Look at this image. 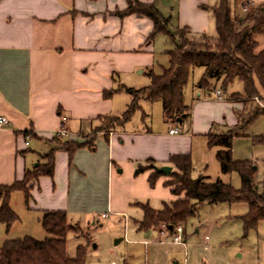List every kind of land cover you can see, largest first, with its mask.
Wrapping results in <instances>:
<instances>
[{
    "label": "crops",
    "instance_id": "1",
    "mask_svg": "<svg viewBox=\"0 0 264 264\" xmlns=\"http://www.w3.org/2000/svg\"><path fill=\"white\" fill-rule=\"evenodd\" d=\"M139 1L155 4L169 19L171 33L187 29L190 37H210L216 28L212 9L219 0H172L169 16L158 5L161 0ZM229 1L238 15L245 13L244 7L264 5V0ZM127 7V0H0V118L9 122L0 127V186L22 181L27 171L45 163L42 157L59 148L55 139L85 145L72 160L56 151L53 177L33 182L28 201L23 195V209L34 216L39 232L44 211H65L70 224L92 220L95 226L106 215L123 218L126 225L129 219L137 232L158 238L159 231H139L141 206L160 211L177 198L165 186L169 176L160 177L152 188L153 170L137 175V168L153 160L155 167L173 171L170 159L176 155L190 156L194 165L195 140L208 147L214 125L235 126V112L244 108L241 101L198 94L186 118L168 122L163 112L161 129L129 128L131 120L123 127L105 128L104 118L122 117L132 102L124 88L150 86L158 38L165 36L149 40L153 22L139 15L119 17ZM155 103L162 104L139 100L136 112L142 121ZM172 129L178 133L171 135ZM60 131L68 136L57 137ZM10 207L16 213L11 201ZM14 231V225L7 230L0 222V249L14 239Z\"/></svg>",
    "mask_w": 264,
    "mask_h": 264
},
{
    "label": "trees",
    "instance_id": "2",
    "mask_svg": "<svg viewBox=\"0 0 264 264\" xmlns=\"http://www.w3.org/2000/svg\"><path fill=\"white\" fill-rule=\"evenodd\" d=\"M128 7L117 15L121 18L139 15L149 18L154 31L149 40L156 35L167 36L174 44L168 50V66L161 75L149 73L151 84L141 90L124 88L132 97V102L120 118H104L105 128L113 129L125 126L139 109V100L150 103L161 101L165 119L178 122L186 118L188 107L185 105V89L196 68H203L204 74L197 87L209 91L213 80H222L223 88H227L238 80L244 84L243 94H232L229 100L244 103L242 112L238 113L237 124L228 127L226 133L211 132L207 135L208 147H217L216 159L224 175L238 174L241 187L233 188L221 180L210 181L209 177H192L193 165L190 156L176 155L170 163L174 170L169 175L170 181L165 183L177 199L163 210L156 211L149 206H141L144 217L137 222L139 231L149 232L165 227L174 233V228L183 227L189 219L197 215L198 208L203 204L220 205L245 203L247 213L242 217L246 233L257 230L259 223L264 221V195L259 193L255 184L256 169L250 161H238L233 157L236 130L258 120L264 114V48L260 47L258 37H264V5L260 7H244L243 15L235 14L229 0H219L213 7L217 37L202 36L193 38L187 29H179L175 33L169 31V19L162 16L155 4H144L139 0H127ZM55 139L59 148L50 151L42 158L45 163L39 164L32 171H27L20 182L11 186H0V222L9 230L18 220V216L10 207V199L14 192H21L26 201L30 198L29 184L41 177H53L55 170V153L64 151L70 160L84 144L74 141L62 143ZM255 144L264 145V136L256 137ZM147 166H139L137 175L149 170V184L153 188L157 180L164 176L155 170L153 160ZM41 227L49 237L38 241L32 237L6 241L0 249V264H86L87 250L85 246L77 249L75 258L67 252L66 236L75 230L65 211H44ZM170 227L173 229L170 230Z\"/></svg>",
    "mask_w": 264,
    "mask_h": 264
},
{
    "label": "rangeland",
    "instance_id": "3",
    "mask_svg": "<svg viewBox=\"0 0 264 264\" xmlns=\"http://www.w3.org/2000/svg\"><path fill=\"white\" fill-rule=\"evenodd\" d=\"M158 5L164 14L167 13L169 16L174 3L172 0H161ZM210 37H217L215 26ZM158 39L161 40L157 44L160 46L155 71L157 75L162 71L161 66H165L168 61L166 51L173 48L168 37L161 36ZM257 39L260 47L264 48V37ZM203 74V68L194 69L185 89L188 113L192 111L191 104L194 100L201 96L205 98L210 94L214 98L215 94L220 92L222 99L227 101L232 94L244 93V84L238 80L227 88H223L222 80H213L210 90L202 91L197 87V83ZM198 94L201 96L198 97ZM123 95L128 96L125 92ZM141 105L145 107L144 104ZM148 107L149 117L142 121L141 113L136 112L128 124L129 128L164 127L162 104L155 103ZM126 110L127 107L124 112ZM237 116L238 112H235V117ZM227 129L228 127L214 125L213 132L222 134L226 133ZM235 134L241 137L234 138L233 157L238 161L253 163L256 169V187L259 193L264 195V145L254 142L256 137L264 136V114L243 129L236 130ZM217 151V147L208 148L199 140H195L192 177L197 179L205 176L212 182L219 179L239 189L241 181L238 174L221 173L215 157ZM22 199L23 194L20 192L13 194L10 199L18 214V220L13 224L15 230L12 235L13 240L23 239L26 236L38 241L46 240L49 235L42 228L39 232L34 216H29L24 211ZM158 208H161L160 205ZM247 211L248 205L245 203L216 206L203 204L198 208L197 215L189 219L184 226L185 234L181 236L184 246L173 243L174 233L164 229L155 230L159 231L158 238H154L152 234L137 232L129 219L127 225L123 218L111 216L96 219L95 226L91 225L92 220H82L78 224L71 222L75 230L69 231L66 236L67 252L70 258H75L78 247H87L86 264H264V221L259 223L257 230L246 233L242 217ZM131 216L134 215L130 214ZM119 240L121 241L117 242Z\"/></svg>",
    "mask_w": 264,
    "mask_h": 264
},
{
    "label": "built area",
    "instance_id": "4",
    "mask_svg": "<svg viewBox=\"0 0 264 264\" xmlns=\"http://www.w3.org/2000/svg\"><path fill=\"white\" fill-rule=\"evenodd\" d=\"M244 11L246 12L247 8H245ZM216 96H217L218 99H220L221 98V93L217 92ZM8 125H9V122H8V120L6 118H0V127H4V126H8ZM177 133H178L177 129L170 130V134L171 135H175ZM66 136H68V134L65 131H60L57 134V137H59V138L66 137ZM103 218H106V215H103ZM163 229L166 230L165 227H163ZM173 230H174V237H173V240H172L173 243L182 244L181 236L184 233V227L182 225H179L176 228H174Z\"/></svg>",
    "mask_w": 264,
    "mask_h": 264
},
{
    "label": "water",
    "instance_id": "5",
    "mask_svg": "<svg viewBox=\"0 0 264 264\" xmlns=\"http://www.w3.org/2000/svg\"><path fill=\"white\" fill-rule=\"evenodd\" d=\"M155 170L156 172L158 173H161V174H164V175H167L169 176L172 172V167H169V166H163V167H155ZM173 228L170 227V230H172ZM121 240L117 241V242H120Z\"/></svg>",
    "mask_w": 264,
    "mask_h": 264
}]
</instances>
